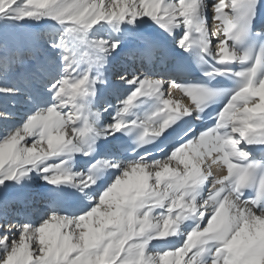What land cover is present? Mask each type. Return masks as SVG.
I'll return each mask as SVG.
<instances>
[{
    "label": "snow or ice",
    "instance_id": "snow-or-ice-1",
    "mask_svg": "<svg viewBox=\"0 0 264 264\" xmlns=\"http://www.w3.org/2000/svg\"><path fill=\"white\" fill-rule=\"evenodd\" d=\"M211 10L213 23H220L210 28L208 0H0V15L11 14L10 18L21 20L49 17L70 25L67 32L81 42H86L88 32L101 22L135 23L138 18L149 17L170 33L181 25L186 27L188 31L179 41V47L186 51L193 43H201L193 41V33L206 34L203 50L208 52L211 40L216 39L214 56L221 65L252 61L239 71L225 66L207 73L232 74L241 81L219 111L215 126L199 133L189 128V138L162 161L144 157L128 165L87 212L77 217L55 213L39 225L0 222V229L19 232L11 241L8 235L0 236V264H197L210 243L217 245L211 264H264V161H250L251 154L240 147L245 142L264 144V51L253 58L229 44L243 39L247 18L255 19L264 4L260 0H218ZM106 43L100 41L97 46ZM119 46L116 41L110 48ZM149 47L155 50L154 45ZM90 55L84 52L82 58ZM37 71L43 69L25 65L22 58L5 60L0 56V78L17 75L27 82V76ZM120 79L127 81L123 75ZM97 82L98 78L86 72L79 78L64 76L52 84L56 103L32 114L0 140V185L5 180L17 181L34 169L50 173L44 179L53 185L84 177L83 173H71L65 167L66 160L47 162L80 152L91 155L84 145L95 131L88 97L95 95ZM127 82L138 87L122 101L123 107L103 133L105 138L135 125L120 115L127 114L140 97L159 96L163 105L153 113L159 118L158 125L150 121L140 125L144 139L162 136L180 119L203 111L220 95L206 86H185L149 76ZM13 91L0 88V92ZM185 98L190 103H184ZM5 115L0 112V117ZM213 165L226 167V174L214 172ZM98 166L119 167L109 161H97L93 168ZM209 178L208 196L197 203L193 194ZM85 182L90 186L96 180L88 175L79 181ZM253 185L258 187V194L249 201L244 190ZM157 209L164 211L157 213ZM194 214L200 223L187 234L181 247L149 252L153 240L177 235L180 224Z\"/></svg>",
    "mask_w": 264,
    "mask_h": 264
},
{
    "label": "bare ground",
    "instance_id": "bare-ground-1",
    "mask_svg": "<svg viewBox=\"0 0 264 264\" xmlns=\"http://www.w3.org/2000/svg\"><path fill=\"white\" fill-rule=\"evenodd\" d=\"M169 2H171V0H169ZM176 2H178V0H176ZM215 2H218V0H208V10L210 11V15L208 17H209V20L211 21L212 26H214V24L218 25L220 23L218 21L213 23V20H212L213 12L211 10V5L214 4ZM47 18L50 21H48V23L41 24L39 29H36V30H28L27 28L21 29V32L23 34H25L29 40H31L30 42H32L33 44L35 43V49H34V45H33V51H34V55H36V56L30 54V56H29L30 64H32L33 66L37 65V66L41 67L43 69V71H40V75H37L38 73L31 75L32 85H33L32 87H31V85H29V80H27V82H26V79L24 77H21V82L17 83L15 81L11 80L13 75H7V77L10 80H9V84L6 87H8L9 89H13L15 91L12 92L10 99H8L9 101H6L4 99H0V112H3L6 114L2 119L0 118V140H2L4 138V136L7 135V133L9 131H13L17 127L21 126L28 119V117H30L32 114L36 113L37 111H39L43 108L47 109L49 107L47 105L49 102H52V103H50V105H53L54 103H56V101L54 100L55 89L52 88V84H54L57 80L55 82L53 80L55 78H59L58 80H60L62 77L66 76L67 71H64V72L60 73V75L56 76V75H52L50 73L51 72L50 70L55 69V71H53L54 74H57V73L59 74V70H60L61 66H66L70 62V60L74 59L72 54L75 53V51H74V49L72 51L70 49L68 52H66V54L63 57L61 56L60 62H56V65H55L54 62L57 60L49 58V56L45 53L43 46H42L43 48H40L38 46L39 44L36 45V41L38 39L37 35L39 34L40 31H47L48 34L52 35V37H50V39L52 41H54V43L57 45V47L61 46L60 37L59 38L57 37V36H59L60 31H62L63 37L66 39V42H69L71 40V37L69 36L68 32L66 31V29H67L66 27H70V26L65 27V25L60 24L58 21L51 19L49 17H47ZM101 23H105V28H107V30L110 27L112 28L115 25L117 26L116 31L110 32V35H108L109 32H106V33H104V36L108 35L107 39L109 40L108 41L109 47L112 43L119 41L120 46L115 50H112L110 48V50L112 52L109 50L108 53L115 55L117 52L118 53L124 52L121 57H128V55H132L133 53H130L129 49L138 50L139 46H138L137 42L139 39L147 38L149 40H155V41L160 42V43L163 41H167L168 43L178 45L179 41L183 38L185 33L188 31L186 29V27L181 25L180 27H176V28L172 29V31L170 33L169 31H167L164 28H162L161 26H159L155 21H153L149 17L138 18L135 23H131V22H127V21L120 23V25L123 26V28L122 27L119 28L117 24H109L107 22H101ZM2 26H3L2 21L0 20V28ZM97 27L100 28L99 24L94 26L88 32V34H91V31L93 29H96ZM1 29H3V28H1ZM19 31L17 32L18 34H20ZM18 34H16V35H18ZM100 34H101V36H103V31L101 29H100ZM21 36L22 35H20L19 37H21ZM76 39H77V37H76ZM205 39L208 41V37L206 34H205ZM0 40L4 41L2 38ZM160 40H163V41H160ZM74 42H73L74 43L73 45L75 46V44H77V43H76V41H74ZM87 43H88V41H87ZM2 44H4V43H2ZM98 44H99V42H94V41L88 43V46H89L88 52L91 54L90 56H92V59H95V60H96V56L99 55L100 52H101V54H103V52L101 51L102 50L101 45L97 46ZM217 44H218V41L216 39H212L211 40V47H210L211 50H215V47ZM26 45H27V43H26ZM4 46H5V44H4ZM4 50H5V52L7 50H9L8 52L10 54V57H13L14 51H13L12 46H5ZM63 52L64 51L60 52V50H59L60 55H63ZM77 52H78V50H77ZM65 57H68V59L66 60ZM76 57H77V54H76ZM133 60H134L133 64H135L136 58H134ZM52 62L54 64H52ZM109 63L110 62L108 60L107 61H101L98 64H97V61H95L94 65L90 64L89 69H87V70L86 69L79 70V71L76 70L74 72L69 71V73H70L71 77L79 78L80 76H82L86 72H90L91 77L93 79H96V77H100L102 74H105V71H107L108 69H111L110 66L108 65ZM100 67L104 73H100L101 71H98V69ZM114 69H116V68H114ZM121 70L122 69H120V71ZM110 73H112V72H110ZM114 74H116V73H114ZM120 75L126 76L127 81H131L135 77H139L140 79L144 78V76L135 75L133 71L131 73L125 72V74H120ZM121 76H119V78ZM147 76H149V75H147ZM127 81L124 80L122 82L123 86H122L121 92L124 95V97L122 100L119 101V103H120L119 109H121L123 107L122 101H124L138 87L137 84L128 83ZM166 81H172V80L168 79ZM100 84L101 83L95 84V90H97V86H101ZM27 87H28V91L30 93V96L32 94L31 92L33 91L34 98H36L32 102V104H29L28 102H26V99H25L27 97V95H25L26 91H27ZM33 87H36L38 90L41 89V92H40L41 94L38 95L37 90H34ZM167 89H168V84L166 83L164 85V89H162V91H165V97L164 98H167V92H166ZM179 94L180 93L177 92V93H175V96L179 97ZM30 96H28V98ZM40 96L43 98H40ZM142 98L143 97L138 98V100L133 105V107L137 106L138 112L129 113L132 109L131 108L127 114L132 115V116H137L140 118V120L144 119L145 121H151V117L146 115L144 112H142L140 110L139 105H141L140 100ZM149 98L159 99V101L161 103V108L163 107L161 97L152 96ZM88 99H89V97H88ZM53 101H55V102H53ZM183 102L186 104L190 103L189 99H187V98H185ZM147 109H151V111L153 113H155L159 108L155 109L154 107L148 105ZM125 115H122V117H124ZM116 116L117 115L110 114V112H108V111H105L104 114L99 115L100 119H98V121H100V125L102 126L101 130L103 133L105 131H107V125L112 124L114 122L113 118ZM122 117H120V118L125 121V119ZM97 133H101V132H97ZM103 133H101L100 135H97L96 138H100V137L105 138ZM111 136L112 135H108V138H111ZM240 147H242V145H240ZM59 160H66L67 164L65 165V167L74 175L77 173H83L82 170L84 169V166L82 165V161H83V153L82 152H80L78 154L64 155L63 157H59V158H56L54 160H50L47 163H49V164L50 163H56V162H59ZM43 166H45V165H43ZM121 167H122L121 165H120V167H114V168L109 167V172H110L109 174L111 177L110 178V185L112 184V182H114L113 180L115 179L116 175H118L119 169H121ZM36 170L37 169H34V171H36ZM213 171L218 173V174H226V170L224 167H219L216 165H213ZM43 174L44 173H42V172L41 173L37 172V177L35 176L37 178V181H36L37 186H35V187H32V186H30V187H28V186L27 187H19L16 182H7L3 185H0V222H3L5 224L16 223V224H21V225H23V224H33L34 225L35 223L39 224L43 220L42 217L39 220H37L38 213H44V216L52 215L55 213L59 214V212L57 211L56 208H55L56 211L52 210L51 208L49 210L47 209L48 206H57V203H55L56 198H54L52 201L50 200V198H51L50 194H52L53 191L51 192L48 190H44V186H45L47 181L42 177ZM84 177H81V176L75 177L76 182H73V184L74 185L75 184H82V183H79V181L82 180ZM211 182H212V178H209V180L205 183V185L201 186V188L204 189V193L201 196H198L195 193L193 194L195 196L197 203H200L202 200L207 198L208 187L211 184ZM67 184H71V183H67ZM83 184L87 185L86 183H83ZM2 186H4V188H2ZM97 192H100V190H98V189L92 187V185H90L88 187V192H87L88 195L83 197V199H82L81 207L79 209V213L78 214H72L71 217H77L80 214L85 213L88 210H90L93 206H95L98 202L97 196L102 194L100 192L99 195H97ZM32 200H35L36 203H35L34 207L32 206V208H30L29 203ZM21 205H23V206H21ZM157 213H160V212L157 211ZM195 215H197V214H195ZM35 220H37V222H35ZM2 235H8L9 241H11L14 238H18L19 232L15 231L13 234L12 232H7L5 229H0V236H2ZM186 237H187V234H185L180 227L177 235H175V236L169 237L166 240H153L151 242V244L149 245V252H151V253L159 252L156 250L155 245L161 241L168 242L171 239H174V240L177 239V244H176L175 248H179L186 242ZM212 244L213 243L208 244L207 245L208 248L212 249ZM197 264H200V263L197 262Z\"/></svg>",
    "mask_w": 264,
    "mask_h": 264
},
{
    "label": "rangeland",
    "instance_id": "rangeland-1",
    "mask_svg": "<svg viewBox=\"0 0 264 264\" xmlns=\"http://www.w3.org/2000/svg\"><path fill=\"white\" fill-rule=\"evenodd\" d=\"M10 17H11V14H6V15H1L0 16V20L2 21V25H3L1 27L3 29L0 28V39L2 38L5 41L4 42V41L0 40V56H2L5 60H16V57H18V54L17 55L15 54V56H16L15 59H14V57H13V59H10V54L8 52L9 50H7L6 52L4 50L5 46L20 45L23 48V46H24L23 44L27 43L28 46L30 47L31 52L33 53V48L32 47L34 45V49H35V43L33 44L32 42H30L31 40H29L27 38V36L21 32V29L27 28L28 30H36V29H39L41 24L48 23V21H50V20H48L47 17L40 18L41 20L40 19H31V18H26V19H22L21 20V19H12ZM117 25H118L119 28L120 27L123 28V26H121L120 24H117ZM66 26H70V25H65V27ZM99 27L100 28L97 27L96 29H93L91 31V34H87V37H86V40L88 41V43H90L92 41H94V42H100V41L107 42L106 44L101 45L102 50L101 49L100 50L103 52V54H101V52H100L99 55H97L99 58L96 56V60L92 59V56H90L89 58H82L83 53L89 51V46H88L87 41L86 42H81L80 40L76 39L75 36H73L72 34L68 33L69 36L71 37V40L69 42H66V39L63 37L62 31H60L59 32L60 34L57 37L58 38L60 37L61 46L53 48V47H51V45H53L55 43H54V41H52L50 39V37H52V35L48 34L47 31H40L39 34L37 35L38 39L36 41V45L39 44L38 46L40 48L44 47L45 53L49 56V58L57 60V61L54 62L55 65H56V62H60L61 56L63 57L66 54V52H68L70 49H71V51L74 49L75 54H77V57L72 59V60H70V62L66 66H61V68L59 70V74L58 73L54 74L53 71H55V69L50 70L51 71L50 73L52 75L58 76V75H60V73L64 72L65 68H66L67 69L66 76H69L70 75L69 71L74 72L76 70L79 71V70H84L86 68L88 69L90 64L94 65L95 61H97V64L99 62H101V61H106V60L109 61L110 57L113 54L108 53L109 50H110V47L108 46L109 45V43H108L109 40L107 39V37H108V35H110V32L117 30V26L115 25L114 27H112V28L110 27L107 30V28H105V23H101V24H99ZM66 28H68V27H66ZM100 29L103 31V36H101V34H100ZM18 31L20 32V34L17 33ZM66 31H67V29H66ZM106 32H109V34L107 36H104V33H106ZM16 34H18V35H16ZM20 35H22V36L19 37ZM74 41H76V43H77V44H75V46L73 45L75 43ZM2 43H4L5 46ZM59 50H60V52L64 51L63 55H60ZM77 50H78V52H77ZM101 58L103 60H101ZM111 60H112V57H111ZM54 63L52 62V64H54ZM37 75H40V71L38 72ZM20 77L21 76L13 75L11 80L14 79V80H16L19 83L20 82ZM9 80L10 79L7 77V75L4 76L3 78H0V88L9 89L8 87H6L9 84ZM55 80H57V79H55ZM11 94H12V92H0V99H4L6 101H9L8 99H10ZM53 102H55V101H53ZM50 103H52V102H49L47 105L51 106ZM2 118L3 117H1V119ZM100 132L103 133L101 129H100ZM75 154H78V153H75ZM118 161H120V160H118ZM120 165H119V167H120ZM42 166L43 165H40V167H42ZM126 168H127L126 166L125 167L122 166L121 169H119L118 175L115 177V179L113 181H115L117 178H119L122 175V171L124 169H126ZM37 172L41 173L38 170H36V171L33 170L29 175H27V176H25V177H23V178H21V179H19L17 181L5 180V183H7V182H16L19 187H27V186L28 187H30V186L35 187V186H37V182H36L37 181V178H36L37 177ZM45 175H51V174L50 173H48V174L44 173L42 177L44 178ZM112 183H114V182H112ZM83 186L84 187L82 189L85 190V192H84V197H85V196L88 195L87 194L88 187H85V185H83ZM2 188H4V186H2ZM100 195H102V194H100ZM99 197L97 196V200H99ZM49 217H50V215L44 216L42 221L48 219ZM39 224H35V225H39ZM2 252H3V250L0 249V254H2Z\"/></svg>",
    "mask_w": 264,
    "mask_h": 264
}]
</instances>
